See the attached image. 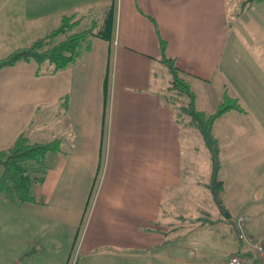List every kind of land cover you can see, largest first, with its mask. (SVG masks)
I'll return each mask as SVG.
<instances>
[{
    "label": "crops",
    "instance_id": "1",
    "mask_svg": "<svg viewBox=\"0 0 264 264\" xmlns=\"http://www.w3.org/2000/svg\"><path fill=\"white\" fill-rule=\"evenodd\" d=\"M229 2L0 0V58L55 28L63 14L101 20L114 7L112 38L90 36L66 68L37 74L34 61L0 68V149L20 133L61 144L32 187L35 201L0 192V264H68L71 256L75 264H206L186 239L202 230L182 219L190 209L193 219L204 212L198 174L209 152L193 145L195 129L177 122L157 68L166 67L164 39L198 108L217 106L225 94L240 102L242 85L224 60ZM225 237L215 231L214 250Z\"/></svg>",
    "mask_w": 264,
    "mask_h": 264
},
{
    "label": "rangeland",
    "instance_id": "2",
    "mask_svg": "<svg viewBox=\"0 0 264 264\" xmlns=\"http://www.w3.org/2000/svg\"><path fill=\"white\" fill-rule=\"evenodd\" d=\"M229 1L231 37L224 60L225 65L231 68L233 78L242 85L243 97L240 104L246 111L231 109L220 116L213 126L214 135L219 139L221 146L222 166L219 177L224 183L225 216L216 206L206 187L207 197L201 204L204 212L202 211L199 218L220 219L205 223L201 222V219H193L191 215L189 216L191 212L189 205H186L185 210L189 208L190 211L184 213L188 216L182 219L184 224L195 227V230H202L201 233L192 232L186 239L195 241L194 246L198 250L195 253L200 259L206 257L203 259L207 260L206 264H213L226 258L237 248L239 241L236 217L240 214L246 216L247 230L264 240V203H258V198H255L256 191L262 190L264 185V0L247 3L244 0ZM98 17V13L89 18L82 16L80 24L75 29L91 26L92 19ZM89 41L90 36L84 45ZM157 72L160 78L159 89L165 96L168 93L167 83L170 74L165 66L157 68ZM213 84L215 88H219L220 79H215ZM194 86L200 90L196 83ZM199 106L207 113L216 107L214 104L202 102ZM194 133L193 145L203 150V153H208L200 133L197 131ZM209 171L210 160H203L199 168V178L207 181ZM226 213L230 214V217H227ZM216 230L226 234V245L222 250L213 249L217 245L212 238ZM193 254L194 252L191 253ZM68 264H75L73 256Z\"/></svg>",
    "mask_w": 264,
    "mask_h": 264
},
{
    "label": "trees",
    "instance_id": "3",
    "mask_svg": "<svg viewBox=\"0 0 264 264\" xmlns=\"http://www.w3.org/2000/svg\"><path fill=\"white\" fill-rule=\"evenodd\" d=\"M256 0H244L245 3ZM82 17L76 13L63 14L59 24L34 39L28 45L16 48L0 58V68L14 65L18 61H34L37 64L36 73L44 70L57 71L69 66L85 49L84 42L89 36L97 35L111 39L114 27V7L111 5L103 19H92L91 26L75 29ZM161 60L166 64L170 74L168 93L164 96L167 103L173 104L176 110V120L186 127L195 129L202 136L203 143L209 152V178L203 184L209 189L212 198L225 216L223 201L224 183L219 177L222 166L220 159L221 146L214 135L215 121L231 109L244 111L235 96L225 94L216 108L207 113L196 105V95L189 82L182 76L175 59L166 54V43L160 39ZM107 76L105 84L107 86ZM61 150L60 140L53 138L46 141H30L24 133H20L7 148L0 149V163L3 171L0 175V192L14 202L35 201L32 187L44 180L49 166V155ZM217 219L201 218V222H214ZM239 241V239H238ZM237 253L247 255L242 250L241 242Z\"/></svg>",
    "mask_w": 264,
    "mask_h": 264
},
{
    "label": "built area",
    "instance_id": "4",
    "mask_svg": "<svg viewBox=\"0 0 264 264\" xmlns=\"http://www.w3.org/2000/svg\"><path fill=\"white\" fill-rule=\"evenodd\" d=\"M236 226L237 237L247 255L232 252L220 264H264V240L247 230L245 215L240 214L236 217Z\"/></svg>",
    "mask_w": 264,
    "mask_h": 264
},
{
    "label": "water",
    "instance_id": "5",
    "mask_svg": "<svg viewBox=\"0 0 264 264\" xmlns=\"http://www.w3.org/2000/svg\"><path fill=\"white\" fill-rule=\"evenodd\" d=\"M226 216H227V217H230V214L226 213Z\"/></svg>",
    "mask_w": 264,
    "mask_h": 264
}]
</instances>
